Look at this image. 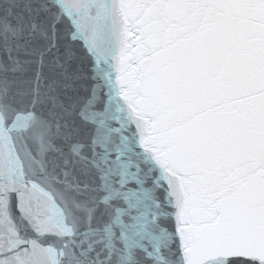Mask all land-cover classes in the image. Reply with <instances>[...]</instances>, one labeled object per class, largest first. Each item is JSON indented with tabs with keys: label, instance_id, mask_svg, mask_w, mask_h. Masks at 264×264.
<instances>
[{
	"label": "snow or ice",
	"instance_id": "snow-or-ice-1",
	"mask_svg": "<svg viewBox=\"0 0 264 264\" xmlns=\"http://www.w3.org/2000/svg\"><path fill=\"white\" fill-rule=\"evenodd\" d=\"M0 264H264V0H0Z\"/></svg>",
	"mask_w": 264,
	"mask_h": 264
}]
</instances>
